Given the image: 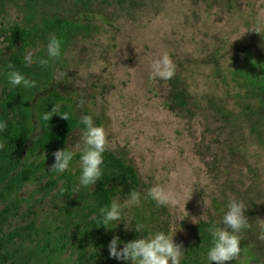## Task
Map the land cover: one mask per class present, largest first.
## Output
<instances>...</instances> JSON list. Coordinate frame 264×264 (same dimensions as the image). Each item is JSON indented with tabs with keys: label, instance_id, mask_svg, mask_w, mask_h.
Returning a JSON list of instances; mask_svg holds the SVG:
<instances>
[{
	"label": "rangeland",
	"instance_id": "374dc122",
	"mask_svg": "<svg viewBox=\"0 0 264 264\" xmlns=\"http://www.w3.org/2000/svg\"><path fill=\"white\" fill-rule=\"evenodd\" d=\"M69 2L84 4L71 7ZM97 2L136 4L103 3L100 8ZM202 2L239 5L226 20L217 22L211 15L204 26L195 12L204 11ZM33 6L50 16L92 24L88 34L65 45L51 88L69 96L79 115L92 116L105 129L109 150L137 172L140 204L124 209L127 221L115 223L124 236L132 233L135 240L162 231L184 246L194 234L192 219L223 227L234 197L246 205L252 227L239 234L240 258L228 264H264V242L257 239L258 221L264 220V36L250 30L258 26L264 31V0H36ZM38 47L28 50L34 58ZM164 53L175 75L152 79L151 65ZM179 91L185 92L183 108L173 102V92ZM83 130L68 135L70 150L78 151ZM40 132L34 120L30 140ZM43 161L19 193L20 211L31 206L34 217L25 220L19 214L15 221L20 227L12 223L8 230L44 236L63 228L65 198L57 196L58 185L45 192L44 183L52 176ZM155 185L172 192L178 207H157L145 199ZM127 197L114 200L122 204ZM29 220L34 229L23 228ZM137 223L146 226L145 232L135 231ZM73 257L68 248L60 254L68 264ZM203 264H211L208 256Z\"/></svg>",
	"mask_w": 264,
	"mask_h": 264
},
{
	"label": "trees",
	"instance_id": "16d2710c",
	"mask_svg": "<svg viewBox=\"0 0 264 264\" xmlns=\"http://www.w3.org/2000/svg\"><path fill=\"white\" fill-rule=\"evenodd\" d=\"M23 2L20 4L15 0H0V122L7 123V128L0 131V142L4 144V148L0 149V264H68L60 258L66 248L74 253L72 264H131L130 261L111 257L109 243L114 236H119L118 249H121L123 244L133 240V234L125 237L122 229L115 223L110 225L111 229L97 224L101 207L106 204L110 206L118 195L128 196L133 189L139 191L135 168L110 150L103 154L102 179L93 186H80L77 193L71 192L74 187L79 186V151H76L68 171L62 174L50 172L52 177L44 183L45 192L58 185L57 196L65 198L63 206L67 217L64 218L61 235L59 227L52 232L47 231L44 236L39 233L31 235L22 232V229L8 230L12 223L20 227L18 221H15L19 214L25 220L34 217L31 206L20 211L22 198L19 193L40 170L43 160L47 161L51 168L55 162L53 153L56 150H70L67 145L68 135L77 128L85 129L80 122L82 116L74 108L73 100L51 88V85L55 72L61 66L65 45L75 36L88 34L92 26L87 22H72L40 12L33 6L36 0ZM79 3L84 4L69 2V5L72 7ZM97 3L100 8H103L105 3L136 4ZM141 3L138 2L142 5ZM238 5L239 2H216L215 6L211 7L207 2H202L204 11L195 12L199 23L207 26L211 15L217 17V22L226 20L227 12ZM147 13L151 16L152 10ZM53 35L62 41L61 57L50 61L48 66L33 63L26 67L23 58L29 48L40 44L34 60L46 58L47 44ZM10 62L15 66V70L20 71L26 78L35 80L36 87H12L6 76ZM184 95L185 92L182 91L173 92V102L178 107L183 108L186 105ZM55 105L61 114H68L69 120L54 114L45 125L39 117L51 111ZM34 120L38 122L41 132L30 140ZM36 159L41 162H36ZM53 198L55 199L54 196ZM25 224V229L35 227L33 220ZM210 225V222L203 220L195 224L194 234L183 246L185 253L180 264L204 263L212 246L211 234L208 231ZM15 237L19 240H14ZM52 241L54 246H51ZM33 246H38V249Z\"/></svg>",
	"mask_w": 264,
	"mask_h": 264
},
{
	"label": "clouds",
	"instance_id": "9594fccd",
	"mask_svg": "<svg viewBox=\"0 0 264 264\" xmlns=\"http://www.w3.org/2000/svg\"><path fill=\"white\" fill-rule=\"evenodd\" d=\"M250 30L260 33L264 36V31L256 26ZM62 53V41L55 35L50 36L47 44V57L34 60V52L27 51L23 58L26 67H30L33 63L41 66H48L50 61L59 59ZM256 63L255 60L252 61ZM9 71L6 73L7 80L12 87L22 86L25 89L36 87L35 80L26 78L20 71L15 70V66L10 62L8 64ZM151 78H159L161 80H170L175 75V66L172 59L167 53L160 58L155 59L151 65ZM84 100L79 101L82 107ZM54 114H59L61 118L69 120L68 114H61L58 106L55 105L51 111L45 112L39 119L45 122V125L51 120ZM85 129L81 133L80 142L75 146L80 152V168L81 175L79 177V186L72 190V194L80 191V186L89 187L97 183L103 177L104 163L103 154L109 150V140L105 129L102 126H96L90 115H84L80 121ZM7 128L6 122H0V131ZM82 145V146H81ZM4 148V144L0 142V149ZM76 155L75 150L60 149L53 153L55 162L51 165V172L62 174L70 169V163ZM151 199L156 202L157 207L164 206L176 208L179 205L177 197L165 188L155 185L147 190L145 199ZM141 195L133 189L123 203L113 200L109 205H105L99 209L100 218L97 220L99 226L103 225L107 229H111V224H118L124 218V209L140 204ZM204 206H208V201L204 199ZM186 209V207H185ZM246 205L243 201L231 198L227 205V211L222 217L223 227H218L212 223L208 231L211 234V247L207 253L208 260L215 264H228V262L238 261L241 255V239L242 230L251 229L252 225L246 212ZM187 211V210H186ZM185 218V217H184ZM182 218V219H184ZM181 219V220H182ZM193 223H197L192 219ZM127 221V220H126ZM129 223L125 224V231L129 230ZM259 232L257 239L264 242V220L258 221ZM146 226L140 223L135 224V231L139 233L145 232ZM231 229V231H229ZM174 235L165 232H156L155 234L148 232L146 238H138L127 242L123 248L118 249L120 244L119 236H114L109 243L110 256L118 260L130 261L131 264H180L184 255L183 246L174 242Z\"/></svg>",
	"mask_w": 264,
	"mask_h": 264
}]
</instances>
